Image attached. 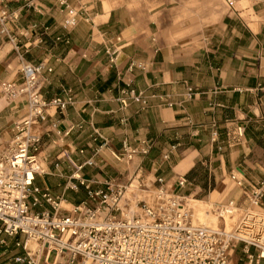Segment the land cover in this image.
Segmentation results:
<instances>
[{"label": "crops", "instance_id": "1", "mask_svg": "<svg viewBox=\"0 0 264 264\" xmlns=\"http://www.w3.org/2000/svg\"><path fill=\"white\" fill-rule=\"evenodd\" d=\"M27 1L0 0L9 10H22L10 27L15 42L0 34V83L21 81L22 59L43 63L44 97L50 100L70 88L74 100L40 125L43 146L62 141L69 158L85 161L98 146L95 129L103 138L99 143L105 140L120 152L151 140V152L138 157L132 173L149 186L157 188L162 179L170 192L187 196L197 168L208 171L207 183L200 182L204 188L210 176L217 185L238 169L245 192L253 186L264 195V0H234L233 6L222 0L213 20L201 26L196 17L193 27L182 22L183 3L177 0H68L80 17L91 19L70 30L62 26L56 0H33L37 10L28 9ZM43 25L50 28L45 35ZM130 82L147 98L145 107L131 100L122 107L121 90ZM188 87L197 93L192 100L186 99ZM25 114V101L0 94V152L10 143L13 123ZM238 126L243 138L232 143ZM83 147L88 151L80 156ZM96 158L113 162L107 149ZM182 175L185 188L178 186ZM259 205L264 211V196ZM2 248L0 264H18L11 261L22 253Z\"/></svg>", "mask_w": 264, "mask_h": 264}, {"label": "built area", "instance_id": "2", "mask_svg": "<svg viewBox=\"0 0 264 264\" xmlns=\"http://www.w3.org/2000/svg\"><path fill=\"white\" fill-rule=\"evenodd\" d=\"M56 2L64 15L62 26L65 29H73L80 21L91 22L89 17H80L68 0ZM227 3L233 6L234 0H227ZM26 7L37 10L33 0L27 1ZM21 11L9 10L0 3L1 35L11 38L10 27L19 22ZM41 29L43 35L50 30L46 25ZM19 32L26 35L24 30ZM11 40L15 42L16 39ZM115 60L111 58V62ZM45 68L43 63L36 65L22 59L21 81L0 84V94L6 100L26 103L25 116L13 123L10 143L0 152V234L15 238V248L23 251L15 257V263L39 264L42 260L44 264H233V254L239 246L241 264H264V212L245 211L232 231H226L225 224L210 228L194 222L193 212L186 208L185 196L170 192L163 186L162 179L157 180L153 200L148 202L135 196L136 190L143 191L145 187L135 175L139 183L132 188L133 198L121 203L134 180L124 186L114 179L82 177L86 166L102 169L104 161L96 156L105 149L117 161L133 162L151 152V140L142 141L136 148L127 146L120 152L110 149L105 140L99 143L103 138L95 129L93 140L98 146L83 162L69 158L75 172L65 186L66 191L73 192L83 187L88 200L72 204L65 194L56 197L48 187L41 188L37 181L47 170L39 127L52 116L63 114L74 102L70 88L50 100L44 97L42 71ZM121 94L123 108L130 100L143 107L147 105V98L136 91L131 82ZM196 95L193 87L187 88V100ZM72 130L73 127L65 135ZM243 135V127L238 126L230 140L237 143ZM216 140L217 134H214L213 141ZM87 151L83 147L78 155L84 156ZM163 158L168 160L170 153ZM229 180L235 188L246 187L244 175L238 169L230 171ZM187 184L185 176H180L178 186L185 188ZM245 196L251 205H258L264 195L261 188L252 186ZM67 204L72 208L64 207ZM236 210L235 202L219 203L214 213L224 223L226 218L234 217Z\"/></svg>", "mask_w": 264, "mask_h": 264}, {"label": "rangeland", "instance_id": "3", "mask_svg": "<svg viewBox=\"0 0 264 264\" xmlns=\"http://www.w3.org/2000/svg\"><path fill=\"white\" fill-rule=\"evenodd\" d=\"M179 2H182V22H188L192 24V27L196 21L194 19L200 18L201 26L203 24H207L213 18L211 17V13L213 11H216L219 9L220 3H222V0H177ZM1 84V83H0ZM54 143H47V145H42V151L43 153V159L45 160V167L47 170V174L45 176H42L38 179L37 184L40 185L41 188L48 187L52 194L56 197H62L65 194V198L72 202V204H77L81 201L88 200L86 191L83 187H79L78 192L73 191H66L65 186L67 182L69 181V177L73 175L75 172L74 167L72 163L69 160V157L66 155V151H64V147L59 146L62 143L58 142L57 144H54L55 146V154L51 151L50 146ZM59 149H61L60 152L56 153ZM71 160L75 161L76 157L70 156ZM138 159H134L133 162H135ZM83 161V159H82ZM111 163H108L105 161V166L102 167V169L94 167V166H86L83 170L82 177L83 178H89L90 176H97L98 179L106 180V179H114L118 184L126 186L130 183L131 180H134L136 177L135 175H132L134 168L137 166V163H134L133 168V162H127V161H117L112 158ZM139 161V160H138ZM44 165V164H43ZM131 170V173L129 174V169ZM128 169V170H126ZM197 172L192 173V180L195 179V182H193L194 185H189L185 188L184 194L190 197L192 201V205L194 209L197 212V219L200 221V218H206V224H210L212 226H219L223 227L224 223L222 221L217 222L215 219L214 214V208L219 204H229L230 202H235L236 207L238 208V217L244 213L247 210H257L254 209V205H251L250 201H248L245 197V189H238L233 186V184L229 180V175L226 176L222 181L219 179V183L216 185L214 183V175L210 176V186L204 188L201 183H207L209 174L208 171H200L199 168H197ZM204 169V168H203ZM91 172V174H87V172ZM198 171L200 173L198 174ZM131 176L130 180L126 178L127 176ZM188 174L186 178L188 179ZM135 177V178H134ZM139 177V176H138ZM142 180V177H140ZM151 184V182H148ZM147 183V181L144 182L145 187L143 188L144 191H138L140 192L139 198H143L144 200L151 202L153 200L154 192L156 191L157 185H150ZM202 186V187H201ZM217 189L215 190V188ZM134 192V191H133ZM137 194L136 192H134ZM239 194V197L236 198ZM130 198H133V194L130 191ZM128 198V199H130ZM46 209H49L47 205ZM64 207L71 209V206ZM262 212V211H259ZM233 220L229 221L227 224H229V228L232 227ZM1 228V224H0ZM3 240L4 244H0L1 247H3V250L11 251L15 248V238H10L5 236L4 234H0V241ZM3 245V246H2ZM21 253L23 251L21 249H18ZM17 251L14 253L16 254ZM53 258V257H52ZM240 247L238 246L237 249H235V252L233 254V264H241L240 262ZM11 262H14L12 260ZM9 263V261H8ZM14 264V263H12ZM39 264H44L41 260Z\"/></svg>", "mask_w": 264, "mask_h": 264}, {"label": "bare ground", "instance_id": "4", "mask_svg": "<svg viewBox=\"0 0 264 264\" xmlns=\"http://www.w3.org/2000/svg\"><path fill=\"white\" fill-rule=\"evenodd\" d=\"M3 97V96H2ZM4 98V97H3ZM17 101V100H16ZM60 142H62V141H60ZM136 162V161H135ZM135 162H133V163H135ZM137 163V162H136ZM138 177H136L135 179H134V182L132 183V185L130 186V187H128V191L126 192V194L124 195V197H123V199H122V201H121V203H125V200L126 199H128V198H130L129 197V195H130V191L132 192L133 190H132V188L133 187H135V186H137L138 185ZM144 191V190H143ZM137 194L135 195L136 197L138 196L139 197V193L140 192H138L137 190L135 191ZM185 199H186V208L187 209H190L192 212H193V215H194V222L195 223H197V222H200V221H198V219H197V212H196V210L194 209V207H193V205H192V201H194V200H191L190 199V197L189 196H185ZM133 204H134V202H133ZM68 205V204H67ZM69 206V205H68ZM259 209V211H262L261 209H260V205L258 204V205H254V209ZM237 210H238V208H237ZM236 210V213H234V217H232V218H226L225 219V222H224V224H225V229H226V231H232L233 230V228H234V225L236 224V222H237V215H238V211ZM254 211H256V212H259V211H257V210H254ZM262 212H264V211H262ZM215 214V213H214ZM215 219H216V221L217 222H219L220 220H219V218L215 215ZM231 220H233V222H232V227L231 228H229V224H227L229 221H231ZM200 223H202V224H204L205 226H207V227H210V228H220L219 226H212V225H207L206 223H203V222H200ZM32 247H35L34 245H32Z\"/></svg>", "mask_w": 264, "mask_h": 264}]
</instances>
